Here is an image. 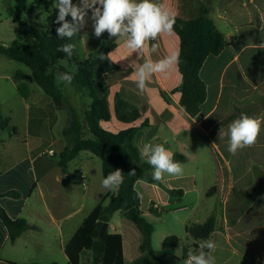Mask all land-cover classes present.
Listing matches in <instances>:
<instances>
[{"label":"crops","instance_id":"1","mask_svg":"<svg viewBox=\"0 0 264 264\" xmlns=\"http://www.w3.org/2000/svg\"><path fill=\"white\" fill-rule=\"evenodd\" d=\"M158 2L164 3L177 18L186 21L201 16L208 4L209 18L224 35V50L218 56H209L200 72L206 84V100L200 113L194 118L189 117L180 106L181 94L173 93L181 83L178 65L167 75L154 76L148 82V90L140 93L130 78L132 69L128 64L131 57L123 47V41L114 38L111 52L112 60L116 63L109 71L102 73L100 79L109 90L111 119L100 123V126L112 133L130 127L139 128L135 138L139 154L145 143H152L163 144L174 156L185 158L182 163L183 176L166 175L161 186L146 181L136 183L144 217L152 212L162 213L168 205H183L184 210L193 214L185 222V230L188 224H202L214 216L216 229L211 239L216 241L220 237L223 240L221 246H217V251L220 249L226 256L218 264H245L251 260L248 254L254 252V237H248L254 230V217L262 222L264 229V126L252 146L254 158L251 160L256 169V183L249 185L243 181L244 176L237 168L248 153L238 150L236 154H231L228 151V138L219 135V130L226 132L228 125L242 113L264 117V48L260 46L264 44V0ZM106 35L104 33L100 38H93L90 30L82 29L79 39L84 48V57L79 59L84 60L97 53ZM158 43L159 48L155 53L146 49L138 62L142 63L145 58L160 59L173 51L179 52V38L174 32L162 35ZM247 52L254 54H250L242 64V57ZM243 65L248 69V75L243 74ZM23 73L28 86L26 97L18 91L14 74L6 77L13 90L8 93L0 91V105L6 123L0 132V208L12 220L24 219L34 229L24 232L12 244L0 220V264H38L30 263L28 259L34 252L55 256L62 254L67 264L65 246L97 205L102 202L107 205L108 200H104L106 195H115L119 188L110 191L102 186L101 160L98 162V157L90 152L80 153L69 163L66 173H61L56 158L67 145L62 131L68 118L66 120L63 110H58L52 100L34 86L35 83L29 79L31 76ZM60 88L64 93V89ZM115 95H120L138 109V121L128 125L115 118ZM61 119L64 122L55 135L53 127ZM50 150L53 155H48ZM141 159L147 163L146 158ZM174 191L181 193L174 195ZM9 192H16L18 196H6ZM259 201L263 202L256 206ZM153 203L159 206L158 211L152 208ZM130 223L120 213L114 214L108 223L109 234L122 236L125 264H131L140 257L142 236ZM242 223L245 224L244 229L240 226ZM169 236L179 238L176 255L182 259L178 264H183L188 252H195V242L187 236L186 231L185 240L175 233H169L162 238L161 247ZM262 247L256 246L255 252L260 253ZM84 257L81 264H84ZM233 259L237 261L234 263ZM49 264L60 263L51 261Z\"/></svg>","mask_w":264,"mask_h":264},{"label":"trees","instance_id":"2","mask_svg":"<svg viewBox=\"0 0 264 264\" xmlns=\"http://www.w3.org/2000/svg\"><path fill=\"white\" fill-rule=\"evenodd\" d=\"M48 3L47 0H36L32 9ZM7 13L19 26V31L17 38L10 46L0 45V55L30 69L29 79L52 100L58 110H64L68 115V123L62 131L67 145L57 159V166L61 173L65 174L69 163L82 152H90L101 160L104 178L116 169L123 171L124 181L117 193L106 195L104 200H108L107 205H104V202L97 205L65 246L67 264H81V259L86 253L90 254L91 264H125L122 236L109 234L107 230L104 236L100 237L103 224L109 223L116 213H120L130 221L142 236L139 245L140 257L131 264H178L182 261L176 255L179 238L167 237L161 249L155 251L153 248L154 227L145 219L141 211L140 196L135 189L136 183L146 181L161 186V182L152 179L151 166L142 161L135 146V138L140 129L130 127L118 133H112L100 126V123L109 122L111 119L109 90L100 79L102 73L109 71L114 64L110 60H101L99 57L101 53L106 55L111 52L114 38L109 39L106 35L97 53L80 60L75 52L68 57L58 51L62 45L72 44V39H62L56 35L55 30L60 26L56 23V16L48 15L43 25L28 26L21 20L18 12L9 5ZM208 14L209 5L207 4L199 17L187 21L176 17L173 30L179 38L178 70L181 75V83L173 90V93L181 94L180 106L191 118L200 113L206 100V84L200 77L202 67L209 56L220 55L225 46L224 35ZM62 60H67L75 68V71L70 74L73 76L70 85L77 92L91 99V104L82 114L77 111L56 83L57 70H64L58 67ZM25 79L22 71L14 74L18 91L24 97L27 96L28 91ZM114 116L119 122L130 125L139 120L140 113L120 95H115ZM5 124L0 105V132ZM174 159L181 164L185 161V158L180 155L174 156ZM132 170H135V175L129 174ZM173 193L177 195L181 192ZM6 196L15 197L18 194L9 192ZM0 220L7 229L12 244L24 232L34 229L24 219L12 220L2 208H0ZM215 229L216 220L214 216H211L202 224H188L185 231L187 236L195 242V248L200 249V243L211 238Z\"/></svg>","mask_w":264,"mask_h":264},{"label":"clouds","instance_id":"3","mask_svg":"<svg viewBox=\"0 0 264 264\" xmlns=\"http://www.w3.org/2000/svg\"><path fill=\"white\" fill-rule=\"evenodd\" d=\"M53 7L58 9L56 23L60 26L55 31L59 38L71 40L79 35L81 29L87 25L88 19H91L96 38L107 33L109 39L122 40L123 47L131 57L128 64L132 69L130 78L134 80L140 93L148 90V82L154 76L167 75L178 65V51L160 59L145 58L142 63L138 62L139 56L146 49L155 53L159 48V38L162 35H171L174 30L175 13L158 0H78L77 3H73V0H54ZM68 17H71V20L67 19ZM260 46L264 48V44ZM74 49V44L66 43L58 51L71 57ZM133 54H136L135 58ZM99 58L116 63L112 60V52L106 55L101 53ZM58 78L67 84H71L73 80V76L68 73H60ZM262 126L264 117L242 113L228 125L226 132L220 129L219 135L228 138V151L234 155L238 150L255 145ZM140 155L146 158V162L151 166L154 181L162 183L166 175L181 177L184 174V166L174 159V153L163 144L145 143L140 149ZM129 174L135 175V170ZM123 181V171L116 169L102 180V186L115 191ZM199 247L198 252H188L183 264H216V241L209 238L202 241Z\"/></svg>","mask_w":264,"mask_h":264},{"label":"rangeland","instance_id":"4","mask_svg":"<svg viewBox=\"0 0 264 264\" xmlns=\"http://www.w3.org/2000/svg\"><path fill=\"white\" fill-rule=\"evenodd\" d=\"M47 1L49 2L48 4L41 5L40 7H35L34 9H32L36 0H0V45H5V44L10 45L12 40L16 39L15 37H17L19 31V26L12 21L11 17L7 13L8 5L11 6L16 12H18L21 20L24 21L28 26L34 24L43 25L45 24L48 15H54L57 17V13H58V9L53 7L54 0H47ZM77 2L78 0H73V3H77ZM67 19L71 20V17H68ZM83 29L90 30V32L92 33V37L93 38L95 37L93 34L91 19H88L87 25ZM72 44L75 45L74 52L76 56L82 59L84 57V50H83L84 48L80 44L79 35L74 36L72 38ZM250 54H254V53L247 52L244 55V57H242L243 58L241 61L242 64L245 62V60H247V58L249 59ZM58 67H62L64 68V70H60V69L57 70V80H56L57 85H59L64 89V93L65 95H67V98L71 101V103L74 105L77 111L80 114H82V112L86 110L91 104V99L86 97L84 94L80 95L77 91L74 90L73 87H71L70 84L61 81L58 78L60 73L71 74L75 71V68L72 66L71 63H69L67 60H62L59 63ZM19 69L22 72H25V74L31 76V70L28 69L25 65L21 63H17L5 56L0 55V91L1 92L8 93L11 90H13L11 83H9L6 80V77L9 78L12 77V75L15 74L17 71H19ZM242 69L244 75L249 74L248 69L244 65ZM34 86L40 89L36 84H34ZM63 115L65 116V119L68 118V115L64 110H63ZM62 122H64L63 119H61L57 123V125L53 127V132L55 135L58 134V130ZM242 150L244 151L243 152L244 154L247 152L248 156L246 155L242 159L240 164H237V168L239 169L241 175L244 176L243 181L245 183H248V185L256 183L254 179L256 169L254 167V163L251 160L254 158L253 149L251 147V148H244ZM252 152L253 155L251 158L250 155ZM43 157L46 158V155H44ZM57 159H58V155L56 160ZM97 160L98 162H100V159L97 158ZM262 202L263 201L257 202L256 206L260 205ZM183 207H184L183 205L182 206L168 205L163 209L162 213L152 212V213H148L145 216V219L149 223H151L154 227V234H153V241H154L153 248H155L154 250L158 251L161 249L162 238L165 235H168L169 233H175L176 235L180 236L183 240H185L184 224L189 218L193 217V214L189 210L187 211L184 210ZM144 210L145 212H147L146 208H144ZM254 212H256L255 209ZM197 217L200 218L199 214ZM240 226L241 228L244 229L245 224L242 223ZM250 234L248 237L251 238L254 237V244H253L254 252L248 254L251 257V260L245 264H264V229L262 228V222L256 221L255 217H254V230L252 235ZM222 242L223 240H221L220 237L216 239L217 246H221ZM256 246H260V247L263 246L262 249H260L261 251L260 253L255 252ZM199 250L200 249L194 248L195 252H198ZM215 257H216V264L221 263L226 258V256L220 251V249L215 254ZM258 258H260V260H257ZM28 259L29 261H31L30 263H38V264H49L51 263V261H59L60 264H65L66 261V257L62 254L60 256H55L44 253H38V252H34V254L28 257ZM232 261H234L235 263L237 259H233ZM89 263H90V254L86 253L84 257V264H89Z\"/></svg>","mask_w":264,"mask_h":264},{"label":"water","instance_id":"5","mask_svg":"<svg viewBox=\"0 0 264 264\" xmlns=\"http://www.w3.org/2000/svg\"><path fill=\"white\" fill-rule=\"evenodd\" d=\"M108 223L103 224L101 230H100V237L102 238L104 236V233L108 230Z\"/></svg>","mask_w":264,"mask_h":264},{"label":"built area","instance_id":"6","mask_svg":"<svg viewBox=\"0 0 264 264\" xmlns=\"http://www.w3.org/2000/svg\"><path fill=\"white\" fill-rule=\"evenodd\" d=\"M48 154H49V155H53L54 153H53V151L50 150V151L48 152ZM152 208H153L154 210H157V211L159 210V206L156 205V204H153Z\"/></svg>","mask_w":264,"mask_h":264}]
</instances>
